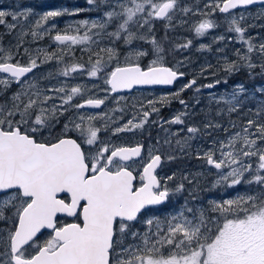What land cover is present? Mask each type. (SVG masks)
<instances>
[{
  "label": "snow or ice",
  "instance_id": "obj_1",
  "mask_svg": "<svg viewBox=\"0 0 264 264\" xmlns=\"http://www.w3.org/2000/svg\"><path fill=\"white\" fill-rule=\"evenodd\" d=\"M87 4L97 8L106 4L111 10L104 12L103 21L84 20L75 27L69 25L56 31L51 39L62 46L61 55L37 49L33 56L25 48L27 63L16 60L24 37L41 39L51 32V28L45 27L50 19L76 13L68 9L46 11L25 31L22 20H28L31 9L20 13L0 10V25L10 33L20 28L17 45L5 48L0 44V74H6L0 76V96L13 84L19 86L10 97L0 101V264H264V101L238 131L214 140L208 150L196 153V158L209 167V175L215 169L217 179L212 188L243 184L249 186L248 191L231 199L209 200L206 207L189 206L186 200L180 211L163 221L145 220L153 206L165 204L184 192V181L193 185L189 190L192 199H198V178L205 173L182 175L170 187L168 181H175L176 174L161 177L157 173L162 157L176 159L170 152L161 151L164 145L171 146L170 139L165 138L163 144L157 140L156 145L149 146L145 159L143 144H113L102 139L100 133L110 129L113 136H118L143 130L151 114L159 113L156 105L169 104L171 99H177L187 109L181 93L193 88L196 78L183 84L171 98L150 99L147 107L143 101L137 102V113L123 124L119 123L123 116L114 118L104 111L80 110L101 109L112 94L131 92L139 85H172L183 77V72L164 64L162 43L139 29L146 28L150 33L153 20L166 21L168 27L177 10L187 14L192 9L180 7L179 0H87ZM257 4L264 6V0H218L206 5L212 12L230 14L225 17L227 30L247 45L245 52L235 50L236 61L224 65L227 73L242 66L257 67L254 54L264 60V43L257 46L245 37L247 28L241 24L246 19L244 13L239 14V19L232 14V10ZM79 11L83 9L76 10ZM9 16L13 22L7 20ZM112 24L115 30L108 31ZM81 26L87 29L83 35L79 34ZM215 27L217 24L206 18L194 31L203 36ZM94 29L99 30L94 33L99 39L89 35ZM104 37L111 46H99ZM137 41L149 43L151 49L133 47ZM118 42L127 46L125 53L118 50ZM90 44L97 45L98 51L81 48L89 53L88 66L75 62L74 46ZM190 44L191 41L177 47L187 49ZM69 53H73V60L66 62L64 57ZM149 55L155 58L142 66L141 59ZM53 61L57 65L55 71H49L45 77L37 76L35 70ZM259 67L264 72V62ZM76 73L101 80L105 86L101 90L106 95L86 96L91 91L86 85L69 87L61 82L60 86H41V79L68 78ZM219 83L216 80L203 87L211 89ZM257 91L264 93V88ZM244 92V86L238 85L230 96H221L215 102L226 105L228 113L239 112L243 104L240 94ZM77 97H81L80 102L73 103ZM113 99L119 104L127 97L119 95ZM137 103L131 107L137 108ZM73 109L75 113L58 132L54 131L60 118ZM110 111L123 113L125 109L121 106ZM187 114L181 112L167 123L184 125L183 117ZM97 120L104 121L103 128L96 125ZM231 126L237 127L235 122ZM203 127L221 125L209 121ZM186 131L190 135L175 141L180 152L201 129L186 126ZM68 217L73 218L71 222H62V218ZM141 222L146 230H134ZM45 232L47 237L41 243Z\"/></svg>",
  "mask_w": 264,
  "mask_h": 264
},
{
  "label": "rangeland",
  "instance_id": "obj_2",
  "mask_svg": "<svg viewBox=\"0 0 264 264\" xmlns=\"http://www.w3.org/2000/svg\"><path fill=\"white\" fill-rule=\"evenodd\" d=\"M214 2H218V0H179L180 7H187V8L192 9V11L185 14L184 12L177 10L171 22V23H186V24H179V25H185L186 29L189 31V34L183 33L181 37L186 39L185 43H188L189 41H191L194 46L192 50L185 49L186 54H178L179 62L184 63L185 66L190 65L192 66V68H196L197 65L204 64L206 65L205 69L209 70V74H212V75L220 73L222 70H224V65L227 63V61L222 58V55H233L235 58H237V56L235 55V50L239 49L242 52H245L247 48V45L242 44L238 40V37L234 32H229L227 30L228 23L225 17L228 15L226 16L223 15V17H220L218 15V10L215 12H212L210 7H206V5H211ZM27 9L32 10V15L29 16L27 21L22 20L25 31H27L29 26L33 24L36 19H39V16L42 15L46 11L68 9L69 11L76 13L73 15L65 14L60 17L50 19L48 23L45 25V27L51 28V32L49 35L43 36V38L45 37L51 38V36L54 34L56 29L64 30L68 28L69 25H72L73 27H75L80 21H84V20H87L89 22L93 20L103 21L104 12L107 10H111L109 6L106 4H101L99 8H97L94 5H88L87 0H0V10L20 13V12L26 11ZM77 9H83V11L76 12ZM209 12H211V15L209 16L204 15V13H209ZM242 13H244L246 17L244 21H241L242 26L247 28L245 37L250 39L251 42L257 46L261 43H264V7L261 10H248V11L245 10ZM239 14L240 13L234 14L237 19H239ZM206 18L213 20L217 24V27L209 30L203 36H197L195 34L194 28L196 25H198V23L201 20L206 19ZM7 20L9 22H13L10 16L7 17ZM152 23H166V21L157 22L156 20H153ZM53 25H55L54 28L52 27ZM132 27L134 29L135 25H133ZM86 30H87L86 28L81 26L79 34L83 35ZM107 30L114 31L115 25L114 24L110 25ZM179 30H182V29H179ZM96 31H99V30L94 29L92 33H89V35H93V39H99L98 37L94 36V33ZM139 31L143 32V30H139ZM19 32H20L19 27H17L15 30H12L10 33L9 29L6 26L0 25V39L8 37V40L5 41L6 43H2L4 44L3 46L5 48H8L10 46L17 45L18 43L17 37H18ZM144 32H147L146 28L144 29ZM221 36L224 37L223 40L218 39V37H221ZM32 41H34V39L30 35L24 37L22 47H20V49L22 50V53L24 52L25 48L27 49L30 48V43ZM37 42L38 41H35V43ZM102 44H104V46H111L107 37H104L102 40H100L99 46L102 47ZM136 46L138 45L134 43L133 47H136ZM189 47L187 49H189ZM74 48H76V46H74ZM90 48L92 49L93 47H90ZM94 48L98 50L97 46H94ZM120 48L122 49L121 52L125 53L127 46L121 44ZM82 53L86 54L87 56L85 57L84 61H80L79 63H83L87 67L88 66L87 61L89 60V56H88L89 53L86 51ZM82 53H79V54H82ZM208 55H210L209 58H208ZM147 57L149 58V60L155 58L154 56L150 58V55ZM188 60H193V61L187 62ZM232 61H236V59H232ZM262 62H264V60H262L259 57V55L254 54L253 63H255L257 67H255L254 69H248L247 67L242 66L239 68L238 71H235V73H240V70H244L245 76L248 79H257V78L259 79V81H251L249 84H246V82L239 81V80L234 81L235 87H237L238 85H243L245 89V92L240 94V99L243 100V104L240 108V111L234 112V114H236L234 118H237V116H242L241 114V111H242L245 119L240 123H236L237 125L236 128H232L231 122L227 124L226 121H222V120L218 122H215V120H211L213 124H217V123L220 124L221 127L219 128L210 127V128L205 129L204 127H200V124L204 123L205 121H210L207 119V117H209V113L211 112L212 109H214L213 111L216 113V114L213 113V115H218V116H221L225 111H227L226 105H224L222 102L220 104H217L215 102V100L219 99V97L221 96H229L224 93L230 94V89L226 90V92L220 91L222 88V85L220 83L216 84L215 87L211 88L212 90L217 89V92H208V88H203V90L205 91L203 92V94L196 92V91H194L193 93H190L192 88L185 90L184 94L187 93L190 99L188 98L185 100L184 94L181 98H183L186 101L189 107L187 109H185V107L184 109L180 108L179 105L175 104V102L178 101L177 99L171 100V103L169 104H162V107L160 110L162 117L173 118L179 113L186 111L188 114L183 117V119L185 120V124L182 125V127L180 126L177 131L180 134H182V139H183L185 136L190 135L187 133L186 128L184 129L185 125L186 126H196L200 128L201 132L197 134V137H198L197 143L199 145L210 144V143H213L214 140L219 141L221 139H225L227 135H230L231 133L238 131L239 128L243 124H246L247 119L253 115L259 103L261 101H264V93L257 91V89L264 88V72H262L261 68L259 67V65ZM49 65L50 63L44 64L39 69L35 70L37 73V76L45 77L47 76L49 71H53L55 67L52 65L48 67ZM49 80L50 79H41V86H48ZM200 87L201 86H199V88ZM12 88H15V86L12 85L8 90H11ZM218 92H221V93H218ZM11 93L9 95L7 94L8 97H10ZM156 98H157L156 93H151V94L150 93H138L132 96L130 98V101H131V105L133 103L143 101L145 103V107H147L146 102L150 99L156 100ZM211 103H214L215 108L211 106ZM245 106L247 107V112L249 109H252V112H250V115L249 113L245 112V108H244ZM249 106H252V107H249ZM135 109L137 113V110L139 109L138 103H137V108ZM220 109H223V111L220 112L219 111ZM140 110L142 111L143 109H140ZM199 114H200V117L198 119L197 116ZM194 120H197V121L192 122ZM153 121L154 120L150 119L149 123L146 124L145 127L148 130L152 129L153 138L156 135L157 137H159L160 135L159 133H157L158 131H160V128L157 127L159 122H156V126L153 127L155 123V121L154 122ZM169 125L170 126L168 127L167 132L168 133L176 132V130H171V126H175V125L174 124H169ZM225 129H227L228 131L226 132ZM195 139L190 140L188 142V147L184 150V152L180 153V156L182 158V169H189V170L195 171L194 167L197 164L196 162H192V160L194 159L196 153L194 152V147L191 146L192 144L191 142ZM209 148L210 147L206 148V150H208ZM208 172H209V169H207L206 167L200 169L198 173H205V175L199 177L198 179H199V182L201 183L203 182L204 185H211V188H212V184L215 181V179H217V177L216 175H214L215 170L213 169L211 170V172L213 173L211 175H209ZM175 174H176V180L168 181L170 183L169 184L170 187H174L175 184L180 181L182 175L191 176L192 174H196V173L184 174L183 172H178ZM184 182L186 184L185 185L186 190L182 192L184 193L183 195H181L182 193H179V197L177 194V197L178 198L183 197L184 203H185V201L188 199L187 196H190L189 190L193 188V185L188 184L187 181H184ZM237 187H239V185H237L235 188H228V189L235 192ZM198 197H199L198 198L199 202H202L204 200L203 193L199 194ZM189 200L190 202H192L193 201L192 197ZM196 205L200 206L201 204L196 203ZM189 206H192L191 203H189ZM176 212L178 211L170 212L168 214V217L175 214ZM156 216L157 215L155 214H150L144 217V219L146 220L148 218H156V219L163 221L166 218V216L165 217H161V215L157 217ZM141 224L145 225L143 222H141Z\"/></svg>",
  "mask_w": 264,
  "mask_h": 264
},
{
  "label": "flooded vegetation",
  "instance_id": "obj_3",
  "mask_svg": "<svg viewBox=\"0 0 264 264\" xmlns=\"http://www.w3.org/2000/svg\"><path fill=\"white\" fill-rule=\"evenodd\" d=\"M263 7L264 6L259 5V6H253V7L247 8V9H239V10L232 11V14L242 13L245 10H247V11L248 10H261ZM218 15L220 17H223V14L219 13V11H218ZM226 15H229V14H226ZM226 15L224 14V16H226ZM156 21L157 22H162L161 20H156ZM58 30H60V29H56L54 34ZM0 40H1V42H0L1 44L2 43H6L5 41L8 40V37L0 39ZM35 41H38V42L35 43ZM2 45H4V44H2ZM88 46L93 47L92 48L93 52L94 51H98V50H96V48H94V46H97L95 44L84 45V46H76V48L73 49L75 62H80V61H84L85 60V57L87 55L82 53L84 51H81V48L82 47H88ZM59 47H62V46H58L51 38L45 37L43 39L41 38V39H37V40L32 41L30 43L29 51L32 53L33 56L36 55V51L35 50H37V49L44 50V51H47L49 53L56 52L57 55H61V53L59 51ZM118 49L119 50L121 49L120 46H118ZM73 53H69L68 55H66L64 57L66 62L73 60ZM76 53H78V54H76ZM79 53H82V54H79ZM150 58H152V57L150 56ZM166 58L167 57L164 55V64L166 62V60H165ZM92 59L94 60L95 56H93ZM171 59L173 61H175V62L170 64L169 66L166 65V64L165 65L168 66V67H173V68L177 69L179 72H183L185 74L183 76V78L177 80L174 83L172 89H144V88H136V89H134L131 92H123V93H119V94H112V96H110L106 100L105 105L102 106L101 109H81L80 111L81 112H88V113H99L101 111H104V112H108V114L113 116L114 118L123 116V119L119 121V123L123 124L128 119H131L132 115L134 113H136V109L131 107L130 98L132 96L138 94V93H150V94L151 93H156L157 94L156 100H159V98L161 96H163V97L167 96V97L171 98V94L172 93L180 91L181 86L183 84H185L186 82L190 81L193 78H196L197 84L194 86V88H192L190 93H193L195 91L196 87L201 86L199 93L203 94V92H205L203 90V88H205V87H203V86L208 84V83H215L216 80H220V84L222 85V88H221L220 91H222V92L225 91L226 92V90L230 89V94L229 93H224V94H227V95L230 96L233 93L234 90H237V87L234 86V80L231 78V73H227L224 70H222L220 73L212 75V74H209V70L205 69L206 65H204V64H200V65H197L196 68H192V66H190V65L185 66L184 63L179 62V56H176V57L171 56ZM16 60H19L21 63H27L28 56L25 55L24 52L22 53V50L19 49V55L16 56ZM86 60H87V58H86ZM141 60H143L142 62H140L142 66H146L148 64V62L150 61L148 57H143ZM122 62H123V57L121 56V63ZM114 63L115 62H113V64ZM51 65L55 67L54 70H53V71H55V69L57 67L55 65V62L53 61L52 63H50V65L48 67H50ZM193 67H195V66H193ZM197 69H199V70H197ZM202 69H204L203 72H202ZM0 76H6V75L0 74ZM225 81H227V82L225 83ZM61 82L66 83L69 87L70 86H74V85H86L87 88L91 90V91L86 93V96L87 95H95V96H98L100 98H103L106 95V93L101 90L103 87H105L103 85V82L101 80L89 79L86 74L82 75L80 73H76V74H73V76L68 77V78L57 77L55 79H50L48 86H53V85L54 86H60ZM93 85H97V87H93ZM13 86H15V88H12L11 90H7V92L3 96H0V101L6 100L8 98V95L12 91L13 92L16 91L17 88L19 87L16 84H13ZM208 92H217V89L212 90V89L208 88ZM218 93H221V92H218ZM183 94H184V91L181 93V97L183 96ZM119 95H123V96L127 97V100L126 101H120L119 104H117L115 102V100L113 99V97H117ZM86 96H85V98H86ZM80 100H81V97H77L73 101V103L80 102ZM171 100H175V99H171ZM56 103H60V101L57 100ZM175 104L179 105L180 108L184 109V105H181L178 101H176ZM121 106H123L124 109H125V111L123 113H120V112L112 113L110 111L113 108L121 107ZM211 106H214V103H211ZM156 107H158L161 110L162 104L158 103L156 105ZM74 113H75V109H73L70 112L66 113L65 116H62L60 118V123L56 125L54 131L58 132L60 130V128H62L63 123L66 122V119L69 116H72ZM173 118L162 117L161 111H159V113H152L151 114L150 119L155 121L153 127L156 126V122H159V124L157 125V127L160 128V131L157 132L160 135L159 137H157V135H156L153 138L152 129L148 130L146 127H144L143 130H137L134 133H121L118 136H113L111 134V130L109 129L108 131H101L100 137L102 139L106 140V141H110L111 143L117 144V145L135 146L136 143H141V144H143L145 146V151L142 153V155L145 157V159H146V155H147V148L149 146L156 145L157 140H159L160 143L163 144L164 139L168 138V139H170L172 141L171 146L164 145L161 148V151L164 152V153H169L170 152L172 155H174L176 157V159H173V160L169 161V160L166 159V157H162L161 166L157 169L158 175L161 176V177H166V176L172 175L173 173H178V172H183L184 174L198 173L200 171V169L205 168L206 165L204 163L202 164L203 160H199V159L196 158V154H195V157L193 159V160L196 161V164H197L194 167L195 171H192V170H189V169H182V158L180 156L181 152L179 151L178 146H176V144H175V141L177 139H182V134H180L177 131L180 126L182 127V125L174 124L175 126H171V130H176V132H174V133L178 132V135H173V133H168L166 131L168 129V127L170 126L167 123V121H169V120H171ZM95 123H96V125L98 127L103 128V126H104V121L103 120H97V121H95ZM112 127H115V125H112ZM45 135H47V133H45ZM73 135H75V134H73ZM197 138L198 137H196V139L191 142L192 143L191 146L194 147V152L195 153H197L198 151H201V153H202V151H206V148L212 147V143L199 145L197 143ZM200 164H202V165H200ZM140 170H142V169L141 168H137V171H140ZM213 170H215V169H213ZM168 184H170V183L168 182ZM199 185H201V182H199ZM183 194L184 193H182L181 195H183ZM178 197H179V194H178ZM171 199H172V203L171 204L168 205L167 204L168 202H167L166 204H162V205H159V206L152 207V209H155L156 211H161L163 213V214H161V217H165V216L168 217V214L170 212L180 211L181 207L184 205V198L180 197V198H171ZM190 203H191V205H196V203H200L201 205H203L205 207L208 205V202L205 201V198H204V200L202 202H199V200L196 199V200H193ZM150 214H151V211L148 212V214L146 216H148ZM72 219L73 218H70V217L62 218V222H64V220H67L68 222H71ZM46 237H47V232H45L44 237L41 238V243L43 242V239L46 238Z\"/></svg>",
  "mask_w": 264,
  "mask_h": 264
},
{
  "label": "trees",
  "instance_id": "obj_4",
  "mask_svg": "<svg viewBox=\"0 0 264 264\" xmlns=\"http://www.w3.org/2000/svg\"><path fill=\"white\" fill-rule=\"evenodd\" d=\"M166 23H152V31L150 33L148 32H144V29H139V30H143L142 33H146L149 36H155V38L157 40H159L163 47L165 48V53L164 55L167 57L165 60V64L166 65H170L172 63H174L175 61H173L171 59V56L176 57L179 56L178 54H186L185 52V48H179L177 47L178 45L184 44L186 39L182 38L181 35L184 34H189V31L186 29L185 25H179V24H186V23H171L170 26L165 27ZM182 29V30H179ZM137 28L135 27L133 29V31H136ZM135 44H137L138 46H140L141 48L145 49V50H150L151 49V45L149 43H146L144 41H137L135 42ZM121 44H117V46H120ZM102 47H104V44H102ZM194 48L193 43L191 42V45L189 47V49L186 50H192ZM122 50V49H120ZM151 57H153L152 55H150ZM210 57V55H208V58ZM222 58L225 59L227 61V63L232 62V59H238L235 58L233 55H222ZM143 60H141L140 62H142ZM193 60H188L187 62H190ZM207 61V60H205ZM231 78L234 81H243L246 82V84H249L251 81H259V79H248L245 76V71L244 70H240V73H235V71L231 74ZM189 96L187 95V93L184 94V99H188ZM190 99V98H189ZM215 108V106H213ZM252 107V106H249ZM245 112H247V107L245 106ZM214 109L211 110V112L209 113V117H207L208 120H215V122H218L220 120L222 121H226L227 124L230 122H235V123H240L242 122L245 118L243 116V113L241 111L242 116H237V118H234L236 114L234 113H228L227 111H225L221 116L218 115H213V113H215L213 111ZM244 111V110H243ZM216 114V113H215ZM198 119L200 117V114L197 116ZM194 118V117H192ZM227 118V119H226ZM197 119V120H198ZM197 120H194L192 122H196ZM209 121H205L204 123L200 124V127H203L204 124L208 123ZM186 128V125L184 127V129ZM192 162H196L195 160H193ZM204 163V161H202V164ZM201 164V165H202ZM205 164V163H204ZM206 165V164H205ZM206 168L209 169V167L206 165ZM254 187V186H253ZM191 189V188H189ZM249 186L247 185H239V187L236 188V191H231L226 187L220 186L217 188H211V185H204L203 182L201 183V185H199L196 188V192L195 194L199 195L201 193H203L205 201L208 202L209 200H223V199H231L236 197L238 194H245L246 191H248ZM172 198H178L177 194L174 195ZM187 201L188 203H190V198L191 196H187ZM172 203V199L167 203L168 205ZM151 214H155L157 216H160L161 214H163L161 211H156L155 209L151 210ZM146 225H142L141 223H137L135 225V229L134 230H139L141 232H143L144 230H146Z\"/></svg>",
  "mask_w": 264,
  "mask_h": 264
},
{
  "label": "water",
  "instance_id": "obj_5",
  "mask_svg": "<svg viewBox=\"0 0 264 264\" xmlns=\"http://www.w3.org/2000/svg\"><path fill=\"white\" fill-rule=\"evenodd\" d=\"M253 6H259V4L249 6L248 8L253 7ZM239 9H243V8H239ZM239 9H235V10H239ZM235 10H232V11H235ZM223 14H224V13H223ZM4 75H6V74H4ZM181 78H183V77H181ZM181 78H179V79H181ZM179 79H177V80H179ZM177 80H176V81H177ZM176 81H175V82H176ZM175 82H174V83H175ZM174 83H173L172 85H139V86L134 87L131 91H133V90L136 89V88H144V89H172ZM126 92H127V91H126ZM165 204H166V203H165ZM153 207H155V206H153Z\"/></svg>",
  "mask_w": 264,
  "mask_h": 264
},
{
  "label": "bare ground",
  "instance_id": "obj_6",
  "mask_svg": "<svg viewBox=\"0 0 264 264\" xmlns=\"http://www.w3.org/2000/svg\"><path fill=\"white\" fill-rule=\"evenodd\" d=\"M226 15V14H225ZM199 50V49H198Z\"/></svg>",
  "mask_w": 264,
  "mask_h": 264
}]
</instances>
